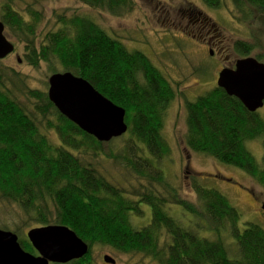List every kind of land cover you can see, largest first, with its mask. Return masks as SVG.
Segmentation results:
<instances>
[{
	"label": "trees",
	"instance_id": "obj_1",
	"mask_svg": "<svg viewBox=\"0 0 264 264\" xmlns=\"http://www.w3.org/2000/svg\"><path fill=\"white\" fill-rule=\"evenodd\" d=\"M74 1L116 17L134 8L133 0ZM201 1L212 9L223 6L222 0ZM18 2L0 0L4 35L14 45L12 53L21 52L17 63L34 69L44 65L49 76L71 72L83 78L125 110L127 124L123 136L100 143L58 112L47 88H30L19 73L0 65V205L21 217L14 230L23 250L36 254L25 234L18 233L22 226L28 231L64 225L88 245L84 257L68 264H92L91 253L98 246L155 264H264V230L259 225L245 223L240 229L239 210L220 192L193 178L194 204L181 198L164 176L161 160L170 148L162 134L163 120L177 94L151 60L128 50L80 13H54V27L43 33L42 14L30 4L21 11ZM231 3L232 17L247 27L251 39L232 43L231 50L242 58L260 47L256 35L264 27V0ZM188 5L187 15L200 13ZM260 56L255 58L262 61ZM184 108V144L190 151L239 169L264 187V109L248 112L217 86L186 101ZM115 141L121 146L106 156L119 160L134 177L131 189L81 159L87 152L100 155ZM254 141L261 143L259 161L247 147ZM143 204L149 207V224L135 227L130 218L143 217ZM174 207L184 217L174 216Z\"/></svg>",
	"mask_w": 264,
	"mask_h": 264
},
{
	"label": "rangeland",
	"instance_id": "obj_2",
	"mask_svg": "<svg viewBox=\"0 0 264 264\" xmlns=\"http://www.w3.org/2000/svg\"><path fill=\"white\" fill-rule=\"evenodd\" d=\"M18 1L19 10L22 11L30 4L42 14L44 19L40 29L43 33L54 27V13L62 11H66L68 15L80 13L88 16L109 35L121 41L128 50H137L145 54L162 72L177 94L174 101L169 104L163 120L162 134L170 148L168 156L161 160L164 176L178 189L181 198L194 204L197 200L190 189L193 178L199 184L217 190L239 210L240 229L245 223H252L264 230V211L260 207L261 204L264 205V187L251 180L241 170L192 152L184 144L185 102L194 100L216 86L218 73L223 68L233 66L237 59L231 50L235 40L245 39L246 36L251 40L247 27L237 24L232 17L234 10L231 0H222L223 6L219 9L206 7L201 0H133L134 8L129 14L121 17L90 9L74 0H46L38 3H32L30 0ZM188 3L196 7L195 12H200L215 25L218 31L210 28L208 36L222 39L224 51L219 44L207 46L197 39L193 40L188 34L192 32V23L196 19L193 15V17L187 15ZM258 31L256 37L261 38L260 47L249 56L255 58L256 53H260L262 55L260 62L264 63V27ZM193 34H197V31ZM8 39L11 41L9 37ZM252 42H256V38ZM15 53L0 60V65L19 73L30 88L46 90L49 78L46 67L40 65L34 69L22 61L17 63L16 56L18 55L19 59L22 56L19 50ZM263 109L262 107L259 110ZM120 146V141H115L112 146H104L100 155L87 152L81 154V159L95 165L97 170L110 176L114 183L131 189L135 187L134 177L124 169L119 160L106 156L116 152ZM247 147L259 161L262 157L261 143L250 142ZM142 182L147 183L146 180ZM140 209L144 213L143 217L130 218L131 224L135 227L148 225L150 221L149 207L143 204L140 205ZM172 213L177 218L184 217L183 212L177 207L173 208ZM20 219L21 217L13 212L10 206L0 205V229L1 226H6L9 231L17 234L14 226L15 224L20 226ZM19 231L25 234L27 229L22 226L18 233ZM199 234L207 236L205 232ZM224 234L229 236L227 232ZM229 249L230 252L233 251L232 247ZM105 256L114 260V264H155L139 255L123 254L102 246L93 248L92 264H108L103 260Z\"/></svg>",
	"mask_w": 264,
	"mask_h": 264
},
{
	"label": "water",
	"instance_id": "obj_3",
	"mask_svg": "<svg viewBox=\"0 0 264 264\" xmlns=\"http://www.w3.org/2000/svg\"><path fill=\"white\" fill-rule=\"evenodd\" d=\"M13 51L0 22V60ZM47 85L48 99L58 112L96 141L108 143L126 133L125 110L83 78L57 72L49 76ZM216 86L239 100L248 112H256L264 106V63L251 56L239 58L232 68L218 73ZM26 238L37 255L24 251L16 234L0 229V264H68L88 252V245L64 225L31 228ZM103 260L115 263L106 256Z\"/></svg>",
	"mask_w": 264,
	"mask_h": 264
},
{
	"label": "flooded vegetation",
	"instance_id": "obj_4",
	"mask_svg": "<svg viewBox=\"0 0 264 264\" xmlns=\"http://www.w3.org/2000/svg\"><path fill=\"white\" fill-rule=\"evenodd\" d=\"M195 16V15H193ZM196 19L192 23L193 25V30L192 32H188V34L191 35L192 39H197L202 43H205L207 46H212V45H217L223 49L224 51V45H223V40L219 39V37H209L208 36V31L210 28L214 29V31H218V29L215 27L213 23H211V20L202 15L201 13L197 14L195 16ZM194 31H197V34H193ZM262 205V204H261ZM260 205V207H262Z\"/></svg>",
	"mask_w": 264,
	"mask_h": 264
},
{
	"label": "bare ground",
	"instance_id": "obj_5",
	"mask_svg": "<svg viewBox=\"0 0 264 264\" xmlns=\"http://www.w3.org/2000/svg\"><path fill=\"white\" fill-rule=\"evenodd\" d=\"M60 73H62V72H60Z\"/></svg>",
	"mask_w": 264,
	"mask_h": 264
}]
</instances>
